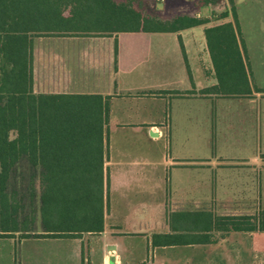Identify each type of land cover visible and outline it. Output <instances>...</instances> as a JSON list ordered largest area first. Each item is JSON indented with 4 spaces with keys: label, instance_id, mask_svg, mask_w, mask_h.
Returning <instances> with one entry per match:
<instances>
[{
    "label": "crops",
    "instance_id": "crops-1",
    "mask_svg": "<svg viewBox=\"0 0 264 264\" xmlns=\"http://www.w3.org/2000/svg\"><path fill=\"white\" fill-rule=\"evenodd\" d=\"M233 1L251 88L245 97L210 91L217 79L204 30L233 23L231 18L175 33L74 35L33 43L35 93L107 98L98 263L264 264L260 231L231 232L216 244L150 245L152 235L170 233L173 212L264 210V93L254 89L264 90V36L246 29L264 27V0ZM54 247L43 259L65 264L66 256Z\"/></svg>",
    "mask_w": 264,
    "mask_h": 264
},
{
    "label": "trees",
    "instance_id": "trees-1",
    "mask_svg": "<svg viewBox=\"0 0 264 264\" xmlns=\"http://www.w3.org/2000/svg\"><path fill=\"white\" fill-rule=\"evenodd\" d=\"M199 1L198 17L197 13L183 14L163 21L141 16L136 9L142 0H0V218L4 223L0 238L15 233L26 238H76L83 233L98 234L103 228L102 132L107 98L35 93L33 38L175 33L231 18L233 23L204 30L217 79L210 91L229 97L250 95L236 39L240 32L234 1L223 0L220 11L213 9L219 0ZM94 9L119 11L129 24L87 29L86 16ZM241 48L244 54L242 43ZM19 168L41 188L39 234L26 229L24 220H19L21 206L10 202L8 183L15 181ZM167 223L170 233L152 235L151 247L216 244L231 232H264V210L254 215L173 212Z\"/></svg>",
    "mask_w": 264,
    "mask_h": 264
},
{
    "label": "rangeland",
    "instance_id": "rangeland-1",
    "mask_svg": "<svg viewBox=\"0 0 264 264\" xmlns=\"http://www.w3.org/2000/svg\"><path fill=\"white\" fill-rule=\"evenodd\" d=\"M119 1V0H117ZM241 3V2H240ZM158 4V8L156 5ZM223 0L213 6L214 10L220 11ZM241 5V4H240ZM199 0H142L136 9L141 16H153L163 21H168L176 15H194L200 13ZM242 7V6H240ZM68 10L65 15H68ZM89 20L84 27L91 30H107L125 26L129 22L122 16V13L110 10H93L87 14ZM248 34H261L264 36V27L248 26L246 27ZM80 35V34H79ZM82 35V34H81ZM68 36V35H67ZM69 36H74L69 35ZM76 36V35H75ZM49 37L60 36H44L33 38V43L41 45ZM20 170V171H19ZM18 176L14 181L11 179L8 183L7 191L10 194L12 204L21 206L19 220H24L22 224L26 229L32 230L33 234L41 233L40 213H39V194L41 192L40 185L37 181L34 183L28 179L26 170L18 169ZM263 175V174H262ZM264 185V182H263ZM32 194L34 198H32ZM261 195L264 196V186L261 187ZM3 221L0 218V230H3ZM21 233H15L11 238H0V264H48L43 259L46 252L51 246H55V252H62L66 256L65 264H100L99 241L96 235L83 233L76 238H33L23 237ZM52 239H63L61 241ZM65 242V246L58 250V244ZM102 252V251H101ZM143 254L138 251L137 255ZM132 259V258H131ZM148 261V259H147ZM179 264H182L177 261Z\"/></svg>",
    "mask_w": 264,
    "mask_h": 264
}]
</instances>
